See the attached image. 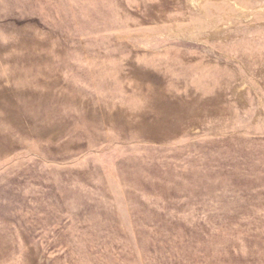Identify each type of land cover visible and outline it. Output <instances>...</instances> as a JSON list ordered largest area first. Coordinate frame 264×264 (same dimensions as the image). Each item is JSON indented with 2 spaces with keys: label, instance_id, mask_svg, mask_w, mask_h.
<instances>
[{
  "label": "rangeland",
  "instance_id": "rangeland-1",
  "mask_svg": "<svg viewBox=\"0 0 264 264\" xmlns=\"http://www.w3.org/2000/svg\"><path fill=\"white\" fill-rule=\"evenodd\" d=\"M0 264H264V0H0Z\"/></svg>",
  "mask_w": 264,
  "mask_h": 264
}]
</instances>
